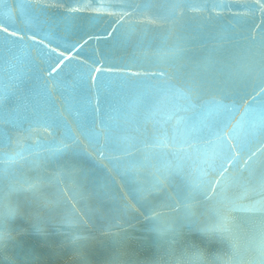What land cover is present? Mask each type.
Listing matches in <instances>:
<instances>
[{
    "label": "water",
    "instance_id": "obj_1",
    "mask_svg": "<svg viewBox=\"0 0 264 264\" xmlns=\"http://www.w3.org/2000/svg\"><path fill=\"white\" fill-rule=\"evenodd\" d=\"M121 252L264 264V0H0V264Z\"/></svg>",
    "mask_w": 264,
    "mask_h": 264
},
{
    "label": "clouds",
    "instance_id": "obj_2",
    "mask_svg": "<svg viewBox=\"0 0 264 264\" xmlns=\"http://www.w3.org/2000/svg\"><path fill=\"white\" fill-rule=\"evenodd\" d=\"M13 209H14V214L11 216V218H15L17 215H19V209H17L14 205H13ZM119 260L120 264H127V261L125 259V255L123 252L119 253L118 256H116L112 261L111 264H116V261ZM153 260H149V261H134L133 264H152Z\"/></svg>",
    "mask_w": 264,
    "mask_h": 264
}]
</instances>
